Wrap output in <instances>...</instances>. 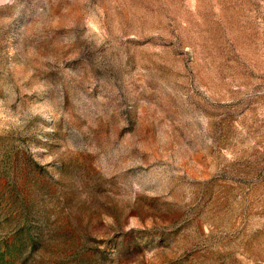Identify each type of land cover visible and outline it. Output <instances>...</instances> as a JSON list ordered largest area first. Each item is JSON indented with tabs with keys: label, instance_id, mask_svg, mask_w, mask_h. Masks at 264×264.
Masks as SVG:
<instances>
[{
	"label": "rangeland",
	"instance_id": "374dc122",
	"mask_svg": "<svg viewBox=\"0 0 264 264\" xmlns=\"http://www.w3.org/2000/svg\"><path fill=\"white\" fill-rule=\"evenodd\" d=\"M0 264H264V0H0Z\"/></svg>",
	"mask_w": 264,
	"mask_h": 264
}]
</instances>
